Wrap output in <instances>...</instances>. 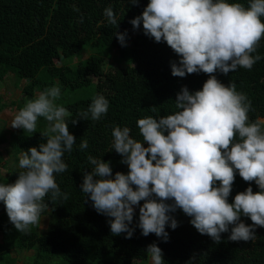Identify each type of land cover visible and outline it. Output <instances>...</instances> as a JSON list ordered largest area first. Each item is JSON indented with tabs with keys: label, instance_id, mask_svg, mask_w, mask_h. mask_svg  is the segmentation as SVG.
Instances as JSON below:
<instances>
[{
	"label": "clouds",
	"instance_id": "1",
	"mask_svg": "<svg viewBox=\"0 0 264 264\" xmlns=\"http://www.w3.org/2000/svg\"><path fill=\"white\" fill-rule=\"evenodd\" d=\"M137 4L139 0H129ZM107 22L115 27L118 20L111 8L104 9ZM264 0H249L247 6L228 0H148L139 16L131 19L133 28L141 23L145 35L156 42L165 41L179 56L171 64V74H208L202 88L189 91L182 86L176 94L173 114L137 120L142 140L131 136L129 127L112 129V149L121 155L127 173L113 176L110 163L89 156L93 166L83 172L80 191L87 195L98 213L105 214L113 235L131 238L130 227L135 206L139 207L138 227L142 235L155 234L168 239L166 226L175 229L177 209L190 217L191 225L214 242L229 232L231 241H253L255 228L264 227V122L249 120L251 103L236 90L234 83L225 85L214 73L227 75L238 67L251 69L262 59L257 53L264 39ZM126 33H116L122 46ZM61 96L57 86L46 88L29 100L12 119V128L25 133L37 131L38 118L47 124L39 147H30L19 157L22 169L12 183H0L3 202L10 222L24 234L40 223L48 208L67 201L55 174L68 165L65 152H72L76 137L69 132L67 121L77 118L99 120L107 113L109 102L97 95L86 111L76 117L56 101ZM145 142L147 146H145ZM81 150L87 140H81ZM259 191L247 187L229 202L236 174ZM142 202V203H141ZM241 216L250 218L245 224ZM151 264H165L162 250L147 246Z\"/></svg>",
	"mask_w": 264,
	"mask_h": 264
},
{
	"label": "trees",
	"instance_id": "2",
	"mask_svg": "<svg viewBox=\"0 0 264 264\" xmlns=\"http://www.w3.org/2000/svg\"><path fill=\"white\" fill-rule=\"evenodd\" d=\"M228 2L247 6L249 0ZM147 3L148 0H139L137 4L129 0H0V80L11 73L20 81L19 110L46 88L57 85L61 96L56 103L66 107L72 117L86 111L97 95H103L109 102L107 113L99 120L94 121L89 115L88 120L77 118L73 124L68 119L69 132L77 140L73 151L64 153L67 170L55 174V180L69 198L62 204H53L50 196L45 198L48 208L41 216L48 211L49 221L41 233L39 225L32 226L28 234L19 232L14 243H5L6 229L0 225V231L4 232L0 264H14L12 248L32 250V264H50L56 252L61 254L62 264H145L150 257L147 246L153 243L162 250L165 264H264V227L257 226L256 239L245 242L229 240V226V232L222 233L221 241L216 243L200 234L191 225V218L177 209L171 215L178 226L175 229L166 226L168 239L164 241L155 234L142 235L137 226L139 207L135 206L130 225L133 235L125 238L123 233L118 236L111 233L112 218L98 213L90 198L80 191L83 172L93 167L89 156L109 162L113 176L117 171L127 173L121 155L112 149L113 127H129L131 136L142 140L138 119L173 114L178 110L175 98L181 87L199 90L208 79L203 72L173 76L171 64L179 62L178 54L165 41L156 42L145 35L142 23L133 28L131 19L139 16ZM105 8L114 11L117 27L107 22ZM117 32L126 33L124 46L118 41ZM84 48L93 54L83 56ZM112 49H116V56L112 55ZM255 54L262 59L250 70L238 67L227 75L219 70L214 75L225 85L234 83L236 90L246 95L251 103L248 113L251 122H264V39ZM109 55L115 64H108ZM73 58L76 60L67 62ZM57 61L62 63L59 65ZM3 107L0 104V110ZM46 124L43 118H38L36 132L22 135L23 129L19 128L10 133L8 142V137L0 135V143H7V153L13 159L6 166L8 160L0 153V166L6 167V174H0V183L15 181L22 171L21 153L45 142L40 132ZM82 139L87 140V149H80ZM249 186L259 191L255 182H245L237 172L229 202ZM241 220L252 223L245 216Z\"/></svg>",
	"mask_w": 264,
	"mask_h": 264
},
{
	"label": "rangeland",
	"instance_id": "3",
	"mask_svg": "<svg viewBox=\"0 0 264 264\" xmlns=\"http://www.w3.org/2000/svg\"><path fill=\"white\" fill-rule=\"evenodd\" d=\"M83 56L89 57L92 52L88 51V48L83 49ZM81 52V54H82ZM111 53L113 56L117 55L116 49H112ZM108 64H113V59L111 56L106 57ZM76 59H68V63H72ZM57 64H61L62 61H57ZM121 63V62H120ZM115 64V63H114ZM125 64V62H124ZM130 65V64H129ZM20 81L17 80L12 76L11 73L6 74L1 80H0V104H3L4 107L0 110V135H5L7 138V141L9 140L10 133L13 131L18 130L19 128H12L10 126V123L12 119L15 117V115L18 113L19 109L17 108L18 103L20 102V96H21V85L19 83ZM14 102V104H12ZM264 121V120H263ZM28 133H25L22 130V135H27ZM2 142L0 143V153L2 157L6 160H8L6 163L12 164L13 159L10 158V156L7 153V143ZM0 174L5 175L6 174V167L0 166ZM49 212L47 211L46 214L41 216L39 225V233L43 231V229L47 226V223L49 221ZM0 225L2 226V229H6L5 232V238L3 242H10L14 243L15 240L18 237L19 231L15 228V226L10 222L8 215L5 211L3 202H0ZM3 232V231H2ZM2 232L0 231V241L2 239ZM4 234V232H3ZM11 256L15 258L14 264H32L31 256L33 254L32 250H20L19 248H12L10 249ZM50 264H62L61 260V254L59 252H56L54 254V257L51 259ZM145 264H151L150 257L148 258V261Z\"/></svg>",
	"mask_w": 264,
	"mask_h": 264
}]
</instances>
